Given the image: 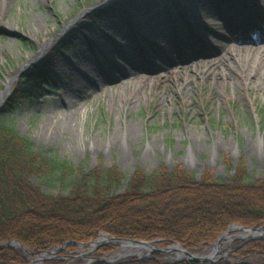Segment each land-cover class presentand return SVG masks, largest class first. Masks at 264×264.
<instances>
[{
	"label": "rangeland",
	"instance_id": "obj_1",
	"mask_svg": "<svg viewBox=\"0 0 264 264\" xmlns=\"http://www.w3.org/2000/svg\"><path fill=\"white\" fill-rule=\"evenodd\" d=\"M107 1L0 0V97L11 86L2 107L15 96L23 74L32 66L49 62L55 79L50 82L52 89L43 88L40 97L19 101L7 115L15 128L37 146L53 149L76 166L82 162L90 168L117 165L128 177L137 167L151 173L160 166L173 169L179 165L194 172L198 180L205 172L214 179H229L237 168L245 170L252 183L262 179L264 52L257 64L253 57L245 61L244 55L239 54L238 60L245 61L244 73L239 77L233 73L224 75L223 69L218 68L199 74L196 67L183 71L172 67L163 76L142 80L138 75L129 84L128 78L102 83L97 89L89 83L79 93L82 87L74 67L93 62L92 53L99 49L114 54V49L119 48L116 41L128 43L126 31L119 27L125 9L137 15L134 21L140 26L152 24L155 31L160 30V20L153 13H137L125 0H117L115 5L105 4ZM263 5V0L241 1V6L248 8L246 11L259 10L261 14ZM159 9L158 4L156 10ZM261 18L256 28L246 19L252 25L248 35L262 33L264 17ZM66 32L69 33L64 35ZM166 32L153 36L163 43L161 38ZM50 41L54 45L47 48L44 58L37 60L42 47ZM132 89L134 96L130 95ZM44 191L57 194L50 187ZM233 234L222 244L220 260L235 258L239 247L233 245L240 239L252 241L243 238L241 232ZM214 243L204 252H211ZM107 246L112 249L105 250ZM3 249L22 254L24 262L17 264H31L42 257L25 254L18 248ZM88 249L67 245L38 264H89L90 258L112 257L123 250L106 245L86 254ZM165 255L167 261L176 259L175 255Z\"/></svg>",
	"mask_w": 264,
	"mask_h": 264
},
{
	"label": "trees",
	"instance_id": "obj_2",
	"mask_svg": "<svg viewBox=\"0 0 264 264\" xmlns=\"http://www.w3.org/2000/svg\"><path fill=\"white\" fill-rule=\"evenodd\" d=\"M22 79L0 111V244L18 240L30 250H48L67 241L88 242L106 232L161 239L162 245L180 243L201 252L233 224L264 225V175L252 183L248 173L237 168L229 179H214L205 172L198 180L178 165L160 166L151 173L137 167L128 177L117 165L76 166L53 149L37 146L7 115L19 101L52 89L50 63L32 66ZM233 246L239 247L235 258L212 264H264V240L240 239ZM165 256L156 253L114 264H201L167 261ZM22 262L19 251L0 249V264Z\"/></svg>",
	"mask_w": 264,
	"mask_h": 264
},
{
	"label": "bare ground",
	"instance_id": "obj_3",
	"mask_svg": "<svg viewBox=\"0 0 264 264\" xmlns=\"http://www.w3.org/2000/svg\"><path fill=\"white\" fill-rule=\"evenodd\" d=\"M116 1L109 0L105 4L115 5ZM155 1L151 0L147 3L137 0L124 1L137 13L154 14V18L160 20V30L155 31L152 24L147 27L144 24L140 26L141 24L134 21L137 15L125 9L119 27L122 31H126L128 43L116 41L115 45L119 48L114 49V54H111V50L104 52L99 49L98 52L92 53L94 64L90 62L80 68L74 67L79 87H82L78 90L79 93L89 83L97 89L102 83H113L128 78L126 82L129 84L138 75L142 77V80H147L151 76H163L169 73L172 67L182 71L196 67L199 74L218 68L223 69L224 75L233 73L239 77L244 73V62L253 57L257 64L261 53L264 52V33L257 37L248 35V30L252 28L251 23L256 28V21H262L261 17L264 16L259 10L246 11L248 8L241 6V1L245 3L247 0ZM158 4L160 9L156 10ZM247 18L250 24L247 23ZM147 22L146 25H149ZM155 26L159 27L158 24ZM166 31L169 33L167 34ZM156 32H166L167 35L161 38L164 39L163 43L154 38L153 34ZM165 40L167 44H164ZM53 45L54 41H50L46 47H42L37 60L44 58L47 48ZM239 54L244 55L245 61L238 60ZM10 90L11 86L0 99H4ZM133 90H130L131 96H134ZM142 251L140 248L125 247L116 256Z\"/></svg>",
	"mask_w": 264,
	"mask_h": 264
},
{
	"label": "water",
	"instance_id": "obj_4",
	"mask_svg": "<svg viewBox=\"0 0 264 264\" xmlns=\"http://www.w3.org/2000/svg\"><path fill=\"white\" fill-rule=\"evenodd\" d=\"M4 103L3 99H0V111L2 110V105ZM234 232H241L243 238H264V225L259 228H251L240 224H233L231 225L220 237L219 239L214 243L213 249L209 253L205 252H194L187 248H185L180 243H172L169 245H161L160 242L162 240H142V239H131V238H122L110 235L108 233L101 232L99 236L91 240L89 242H76V241H67L63 246L60 247H54L53 251L49 250H29L25 245H23L18 240H11L8 241L5 244H0V249L3 248H18L24 251L25 254H41L42 257L36 258L35 260L31 261V264H38V262L44 260L47 258V256L52 255L54 252L58 250L64 249L67 245H73L77 247H90V249L87 250L86 254H91L98 250L99 248L106 246V245H114V246H120L123 249L125 247L130 248H140L143 251L141 253L136 254H125L116 256L113 255L112 257H93L90 258L89 264L96 261H101L105 263H115L122 258L128 257V256H136L138 259H143L147 257H152L154 253L163 252L171 255H175L176 259L174 261H184V260H191L196 261L201 264L203 263H215L218 260H220L223 256L219 255V252L221 251V246L224 243L226 239H231V234Z\"/></svg>",
	"mask_w": 264,
	"mask_h": 264
}]
</instances>
